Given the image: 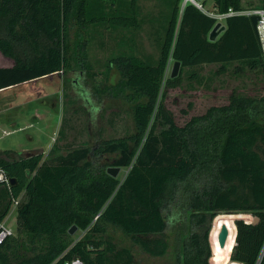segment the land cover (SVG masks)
I'll list each match as a JSON object with an SVG mask.
<instances>
[{
  "label": "trees",
  "instance_id": "obj_1",
  "mask_svg": "<svg viewBox=\"0 0 264 264\" xmlns=\"http://www.w3.org/2000/svg\"><path fill=\"white\" fill-rule=\"evenodd\" d=\"M93 1L0 0V52L14 62L0 67V90L64 73L71 59L86 69L80 34L81 57L68 55L72 20L79 26L107 19L113 26H137L136 0L127 8L118 0L107 19L91 13ZM240 1L214 0V6L219 12L237 10ZM166 2L169 13L157 59L113 56L106 71H118L117 83L94 85L98 98L130 102L132 132L100 140L93 148L63 150L54 142L44 159L39 152L8 159L10 152L4 151L0 156V167L16 180L10 186L0 183V223L18 201L16 235L0 245V264H63L73 257L84 264H139L130 247L106 235L107 225L142 253L164 258L169 249L165 209L180 228L170 264H264V98L232 95L227 104L177 126L163 90L177 86L185 68L204 64L238 61L264 73L257 37L248 17L233 16L211 41L214 19L191 4L180 14L181 0ZM169 60L181 64L174 78H165ZM103 155L114 156L110 165L128 168L122 181L96 169L94 160ZM220 212L249 213L253 219L218 215L210 234L211 254L208 232ZM72 225L84 233L75 238L69 234ZM224 225L229 235L221 248L217 233Z\"/></svg>",
  "mask_w": 264,
  "mask_h": 264
},
{
  "label": "rangeland",
  "instance_id": "obj_2",
  "mask_svg": "<svg viewBox=\"0 0 264 264\" xmlns=\"http://www.w3.org/2000/svg\"><path fill=\"white\" fill-rule=\"evenodd\" d=\"M117 1L94 0V11L91 13L110 17L118 9ZM129 1L121 2L127 8ZM135 5L137 26L134 28L113 26L107 18L103 22H91L84 26H79L75 20L70 22L68 55L81 57L84 51L86 69L77 67L71 59L70 68L64 73L0 90V149L12 150L8 159L38 152L43 154L44 159L54 142L63 150L80 145L93 148L100 140L122 137L133 131L130 102L122 97L103 95L98 98L94 85L117 83L118 71L115 68L109 73L106 71L108 61L113 56L123 53L136 55L145 61L154 62L157 59L169 6L166 0H136ZM240 5L242 8L263 6L264 0H241ZM123 12L128 13L126 10ZM79 34L84 44L83 51H77ZM172 63L169 60L165 78L170 77ZM12 64L13 60L0 52V67H10ZM191 72L196 77L190 76ZM163 90L166 92V109L171 112L177 126H184L192 117L204 114L210 107L227 104L232 95L264 98V73L258 68L250 70L238 61L224 66L219 63L204 64L185 68L180 83L174 87L163 86ZM61 126L62 131L58 134ZM113 157L103 155L96 158L94 166L105 170L115 167L110 165ZM127 171L128 168H120L115 178L122 181ZM164 214L167 220L165 238L169 244L168 254L164 258H153L142 253L129 237L113 226H106V235H110L118 245L130 247L139 264H170L180 228L172 220L170 209H165ZM221 214L242 215L247 221L253 219L249 213L216 214L208 232L211 254L210 234L214 219ZM4 223L16 235L14 205ZM83 233L76 227L72 235L77 238Z\"/></svg>",
  "mask_w": 264,
  "mask_h": 264
},
{
  "label": "built area",
  "instance_id": "obj_3",
  "mask_svg": "<svg viewBox=\"0 0 264 264\" xmlns=\"http://www.w3.org/2000/svg\"><path fill=\"white\" fill-rule=\"evenodd\" d=\"M187 4L193 5L201 13L214 19L215 24L220 23L224 25L225 20L233 16H246L249 18L252 15H256L258 17V20L256 22L257 40L264 61V7L255 6L248 8H240L237 10L233 8H229L225 12H219L218 9L214 6V0H181L180 14L182 13L184 7ZM0 183L10 186L9 177L6 175L2 167H0ZM17 202L18 201H15L13 205L16 206ZM13 231L14 230H12L10 227L6 226L4 221L0 223V245L4 242V240L8 236L14 233ZM63 264H84V263L80 258L73 257L68 260H65Z\"/></svg>",
  "mask_w": 264,
  "mask_h": 264
},
{
  "label": "water",
  "instance_id": "obj_4",
  "mask_svg": "<svg viewBox=\"0 0 264 264\" xmlns=\"http://www.w3.org/2000/svg\"><path fill=\"white\" fill-rule=\"evenodd\" d=\"M249 20H250V23L252 25V28H253V31L257 37V31H256V22L258 20V17L256 15H252L249 17ZM225 29V26L220 24V23H216L213 28L211 29L209 35H208V38L209 40L213 41L216 39V37L222 32L224 31ZM180 62L179 61H174L172 63V67H171V72H170V77L171 78H174L178 75V72L180 70ZM120 170V167H108L106 172L107 174H109L110 176L112 177H116L117 173L119 172ZM10 181V184L13 185L14 182L16 181L15 178H10L9 179ZM238 219V218H237ZM235 219V220H237ZM240 219V218H239ZM234 220V221H235ZM256 221V219H254V222ZM76 230V226L73 225L71 226V228L69 229V234H73L74 231ZM228 227L226 225L222 226L220 228V231L218 232L217 234V240H218V244L221 246V247H224L225 246V242L227 240V237H228ZM232 262H235V261H231L230 263ZM237 264H241L239 262H236Z\"/></svg>",
  "mask_w": 264,
  "mask_h": 264
},
{
  "label": "crops",
  "instance_id": "obj_5",
  "mask_svg": "<svg viewBox=\"0 0 264 264\" xmlns=\"http://www.w3.org/2000/svg\"><path fill=\"white\" fill-rule=\"evenodd\" d=\"M13 64H14V62H13ZM13 64H12V65H13ZM12 65H11V66H12ZM4 151L11 152L12 150H10V149H3V150L0 149V153H1L0 156H4V154H3ZM4 219H5V218H4ZM3 221H4V220H3ZM12 230H13V229H12Z\"/></svg>",
  "mask_w": 264,
  "mask_h": 264
},
{
  "label": "bare ground",
  "instance_id": "obj_6",
  "mask_svg": "<svg viewBox=\"0 0 264 264\" xmlns=\"http://www.w3.org/2000/svg\"><path fill=\"white\" fill-rule=\"evenodd\" d=\"M231 261H228L226 264H237L236 262H232L230 263Z\"/></svg>",
  "mask_w": 264,
  "mask_h": 264
}]
</instances>
